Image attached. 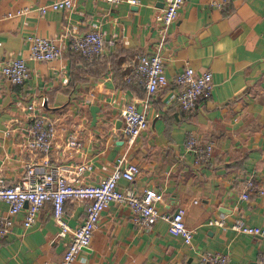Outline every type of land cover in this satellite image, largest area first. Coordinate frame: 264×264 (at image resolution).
Listing matches in <instances>:
<instances>
[{
	"label": "crops",
	"instance_id": "obj_1",
	"mask_svg": "<svg viewBox=\"0 0 264 264\" xmlns=\"http://www.w3.org/2000/svg\"><path fill=\"white\" fill-rule=\"evenodd\" d=\"M52 1L0 0V172L6 180L16 182L28 163L40 161L41 154L27 145L32 121L28 106L47 96L38 111L57 124L52 163L65 168L92 163L84 181L96 183L125 156L141 170L135 189L161 192L157 208L168 216L184 208L185 223L194 230L192 244H186L170 233L169 219L159 217L144 227L128 205L112 202L75 264H198L205 250L227 253L230 264H264L263 236L209 224L224 217L228 225L242 221L264 228V194L241 197L250 175L264 189V0H230L221 7L212 0H186L161 46L156 17L166 0H76L72 10L41 13L39 7ZM26 7L27 12L18 13ZM92 29L117 39L97 60L71 49L50 61L30 57L29 34L53 37L69 30L80 35ZM157 51L170 82L149 95L143 83L126 76L139 53ZM18 55L27 58L31 73L22 84L1 72V65ZM186 65L212 71L214 81L211 97L191 111L166 103L174 77ZM127 102L144 110L149 120L131 145L121 117ZM92 105L99 107L95 124ZM70 134L80 139L79 149L67 145ZM189 134L213 143L209 162L196 165L185 152ZM102 165L108 168L102 170ZM119 184L127 182L120 179ZM88 202L66 201L64 221L70 229L83 223ZM7 211L8 204L0 200V217ZM25 216V209L19 211L12 231L0 234V264H58L72 234L59 235L51 201L29 228L24 227Z\"/></svg>",
	"mask_w": 264,
	"mask_h": 264
},
{
	"label": "built area",
	"instance_id": "obj_2",
	"mask_svg": "<svg viewBox=\"0 0 264 264\" xmlns=\"http://www.w3.org/2000/svg\"><path fill=\"white\" fill-rule=\"evenodd\" d=\"M107 1L118 3L123 0ZM125 1L139 3V0ZM185 1L166 0L165 5L159 10L156 19L161 27L160 46L163 45L169 28L176 21ZM229 1L212 0V3L221 7ZM75 5L76 0H53L49 4L40 6L39 10L41 13H46L49 9L72 10ZM28 10L29 8L26 7L18 13ZM68 36L70 38L67 40ZM27 39L30 43V57L40 61L59 58L68 49L78 52L89 61H94L103 57L108 45H114L117 40L115 36L108 40L106 32L102 29H92L80 35H71L70 31L66 30L53 37L34 33L27 35ZM1 72L7 80L15 84L24 83L31 75L27 58L21 55L10 56L1 65ZM126 79L128 81L136 79L143 83L149 95L166 87L170 82L163 56L158 51L153 54L139 53ZM173 85L166 103L176 104L184 111H191L201 101L211 97L214 90L213 73L210 70L198 72L191 65H186L174 77ZM47 101L48 97L44 96L40 102H33L28 106L32 121L27 145L31 151L41 154L40 161L28 163L20 178L13 183L8 182L0 172V200L8 204L7 214L0 217L1 235L12 231L14 216L23 209L26 210L24 227H31L36 222L42 206L47 201H51L54 218L61 227L59 235L64 236L68 232L72 234V239L58 264H75L78 254L91 245L93 233L98 227L103 211L112 202H120L128 205L135 212L136 221L144 227L153 225L159 217L169 219L170 233L182 237L186 244H192L194 230L185 223L184 208L179 207L171 216H168L157 208V202L163 199L161 192L153 188H145L142 192L135 189L133 183L141 172L136 162L130 161L125 156L118 158L112 170L100 177L96 183L84 181V175L94 169L92 163H81L73 168L52 163L50 152L58 133L57 124L55 120L38 111ZM121 117L124 121L123 131L131 145L147 129L149 120L145 111L138 109L134 102H127L122 107ZM67 145L79 149L81 141L76 134H70L67 137ZM184 150L193 155L196 165H202L211 160L214 145L211 141L202 142L195 135L189 134L184 142ZM39 166L44 170H38ZM107 168V165L101 166L102 170ZM72 175L75 180L71 179ZM120 179L126 180L127 185H120ZM252 192L264 194V189L250 175L246 179L245 190L241 197L248 199ZM69 199L89 201L85 220L75 229H70L64 221L65 203ZM209 224L230 227L238 232L264 237V228L242 221H235L228 225L224 217H217L210 219ZM198 264H230V256L227 253L205 250L200 253Z\"/></svg>",
	"mask_w": 264,
	"mask_h": 264
},
{
	"label": "water",
	"instance_id": "obj_3",
	"mask_svg": "<svg viewBox=\"0 0 264 264\" xmlns=\"http://www.w3.org/2000/svg\"><path fill=\"white\" fill-rule=\"evenodd\" d=\"M91 113H92V123L95 124L97 120V112L99 110V107L97 105H92L90 107Z\"/></svg>",
	"mask_w": 264,
	"mask_h": 264
},
{
	"label": "trees",
	"instance_id": "obj_4",
	"mask_svg": "<svg viewBox=\"0 0 264 264\" xmlns=\"http://www.w3.org/2000/svg\"><path fill=\"white\" fill-rule=\"evenodd\" d=\"M131 81V80H130Z\"/></svg>",
	"mask_w": 264,
	"mask_h": 264
}]
</instances>
